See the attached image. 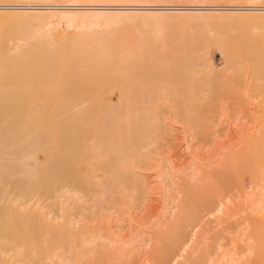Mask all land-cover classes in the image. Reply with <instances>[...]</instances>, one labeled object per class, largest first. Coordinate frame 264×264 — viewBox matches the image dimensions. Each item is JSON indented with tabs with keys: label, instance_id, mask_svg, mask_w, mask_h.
Masks as SVG:
<instances>
[{
	"label": "bare ground",
	"instance_id": "6f19581e",
	"mask_svg": "<svg viewBox=\"0 0 264 264\" xmlns=\"http://www.w3.org/2000/svg\"><path fill=\"white\" fill-rule=\"evenodd\" d=\"M0 23V264H264V0H0Z\"/></svg>",
	"mask_w": 264,
	"mask_h": 264
},
{
	"label": "rangeland",
	"instance_id": "374dc122",
	"mask_svg": "<svg viewBox=\"0 0 264 264\" xmlns=\"http://www.w3.org/2000/svg\"><path fill=\"white\" fill-rule=\"evenodd\" d=\"M1 25H3L4 27L6 26V25H8V24H5V23H0V26ZM0 27V30H2L4 27ZM9 26V25H8ZM8 26H6V28H8ZM12 25H10V30H12L11 28H13V27H11ZM7 30V29H6ZM14 31H12V32H14V33H16V28H14L13 29ZM9 31V30H8ZM5 32V31H4ZM4 32L3 31H1V33H2V35H0V36H2V38L4 37V38H11V37H8V35L11 33V31L8 33L7 31V33H5L4 34ZM13 33V34H14ZM10 36V35H9ZM214 58H215V61H218V58H219V56L217 55V53L214 55ZM179 138H182V137H178V139ZM177 139V143L179 144V145H177L178 147H177V150H178V155H177V153H175V155H176V158L174 157V159H176V160H178L179 158L181 159L182 157V159L184 160L185 158H187L188 157V154H186V152H185V150H184V148H185V144L184 143H186V142H184V139H186V138H183V139H179L178 140ZM222 139H224V138H221V140ZM232 138H230L229 140H231ZM213 140V139H212ZM181 141V142H180ZM182 143V144H181ZM180 146H182L181 148H180ZM184 146V147H183ZM210 146H213L212 144L210 145ZM180 150H179V149ZM182 149V150H181ZM205 151H203V154L205 155V156H209L208 154H205L204 153ZM181 153V154H180ZM183 153V154H182ZM210 155H212V154H210ZM179 156V157H178ZM180 159L178 160V161H180ZM181 159V160H182ZM186 160V159H185ZM154 197V198H153ZM153 197H152V199H151V201L150 200H148V203L147 204H145V209L142 211V212H138V213H133V215H134V217L135 216H137V217H135V219L137 220V221H139V222H143V219H144V222H146V224L148 223V226L150 227V226H152V223L154 224V222H155V220H156V217L158 218V216L160 215V214H158L159 212H160V210H161V206H162V202H161V200H159V199H161V197H160V195H158V194H154L153 195ZM157 201V202H156ZM154 202V203H153ZM152 204V205H151ZM155 204V205H154ZM148 205V206H147ZM129 207H131V205L129 206ZM157 208L158 210H156L157 212H156V217H155V215L154 216H152L151 214H150V209L151 208ZM145 211V212H144ZM146 212H148V213H146ZM154 212V211H153ZM142 213V214H141ZM145 214V215H144ZM140 216V217H139ZM146 216V217H145ZM141 217H142V220H141ZM152 218V219H151ZM154 218H155V220H154ZM141 220V221H140ZM151 225H150V224ZM127 224V223H126ZM125 224V225H126ZM147 226V225H146ZM145 229H147V228H145ZM152 231L154 230V229H151ZM151 230H148L149 232L151 231ZM151 231V232H152ZM154 232V231H153ZM136 246H138V244H136ZM142 250V249H141ZM137 255V254H136ZM138 257H139V255H138ZM143 262L141 261V260H137L136 262H134L133 264H142ZM152 264V263H151ZM154 264V263H153Z\"/></svg>",
	"mask_w": 264,
	"mask_h": 264
}]
</instances>
